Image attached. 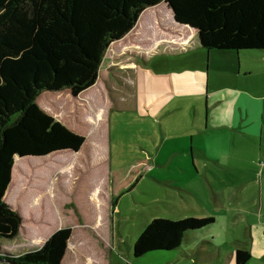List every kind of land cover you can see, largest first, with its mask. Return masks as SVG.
<instances>
[{
    "label": "rangeland",
    "instance_id": "374dc122",
    "mask_svg": "<svg viewBox=\"0 0 264 264\" xmlns=\"http://www.w3.org/2000/svg\"><path fill=\"white\" fill-rule=\"evenodd\" d=\"M174 28L171 11L164 2H160L145 10L137 24L106 51L100 68L101 75L93 86L77 95L67 89L45 90L39 95L37 103L43 110L73 131L84 135L86 141L82 150L74 155L65 153L42 157L27 156L22 159L16 157L12 179L5 196L12 207L20 212L23 221L15 237H0V247L3 245L18 250L34 245L35 242H31V238L42 237L39 243L41 247L52 235L54 228L64 226L72 227V242L91 231L96 237L97 230L100 240L101 234L106 235L103 228L108 226L109 250L105 245L101 248L98 246L97 255L90 252L88 258V255L82 252L85 250L81 241L76 250L77 255L69 260V264H102L101 259H104L103 264H222L224 254H220L221 248L217 244L248 241L249 235L247 238V234L243 232L246 226L244 223L236 224L233 218H227L226 221L220 216L222 219L215 223L216 230L219 229L225 237L220 239L222 242H215L217 248L214 247L215 251L212 252V249L208 253L211 257L208 262H203L196 254H192L188 249H192L188 247L189 243H183L172 250H154L135 256L134 242L149 221L153 218H184L182 215L189 213L186 210L191 209L183 201V192L167 186L177 185V181L168 182L167 185L159 183L152 179L151 172L144 176L140 183L137 182L130 188V185H127L123 191L116 192L117 206L112 207L113 171H124L126 166L133 164L138 166L139 171L142 169L144 174L148 172V168L140 166L144 160L151 159L145 146L147 143L153 146V141L146 133L155 134L159 125V120L157 123L156 118L148 112L150 108H155L156 103H161L160 99L155 100L153 90L149 92L146 89V86L152 85L149 74L170 78L175 75L177 80L181 79L187 86L196 72L192 66L187 65L196 59L201 61L205 58V49L190 46L192 39L187 43L175 40L172 32ZM226 53L212 50L209 57L212 75L224 73L221 70L223 68L215 69L212 66L221 64L224 56L228 55ZM257 59L253 56L243 57V60L247 61ZM127 62L131 66H124ZM178 66L185 69L180 72V69L158 70ZM137 69L139 101L136 98V88H133L129 81L132 77L135 79ZM198 71L206 72L201 67ZM230 83L233 81L230 80ZM132 93H135L134 100ZM146 96H149L151 107L145 102ZM137 101L139 108L136 109ZM92 147L95 151L97 147L104 148H99L101 151H98V154L102 155L88 157ZM106 169L110 174H107ZM212 178L222 185L217 176L213 175ZM226 190L225 199L229 201V189ZM252 195V187L241 190L239 196L243 198L242 204L250 201ZM107 196L111 199L110 204L104 201ZM240 213L238 211L237 215H232L238 216ZM99 216L103 217L104 222L102 227L98 224L97 228L95 223ZM209 238L211 239V236ZM190 241L193 242L192 239ZM225 246L222 251L226 253L235 245ZM240 246L245 247V244ZM88 248L91 249L89 246ZM9 254L13 257L19 255ZM226 254L224 262L227 264ZM1 256L3 254H0Z\"/></svg>",
    "mask_w": 264,
    "mask_h": 264
},
{
    "label": "trees",
    "instance_id": "16d2710c",
    "mask_svg": "<svg viewBox=\"0 0 264 264\" xmlns=\"http://www.w3.org/2000/svg\"><path fill=\"white\" fill-rule=\"evenodd\" d=\"M160 2L172 9L177 22L197 31L206 49H264V0H0V237H15L23 221L5 196L16 155L78 151L86 139L43 110L39 95L63 89L77 95L94 85L112 43L136 25L147 7ZM150 161L139 164L145 169ZM140 170L129 164L113 171V208L116 192L137 183L144 175ZM214 221L213 216L153 218L135 240L134 255L175 249L188 231ZM71 233V226L60 227L41 247L3 256L62 264ZM250 257L248 249L233 251L234 264H246Z\"/></svg>",
    "mask_w": 264,
    "mask_h": 264
},
{
    "label": "crops",
    "instance_id": "0c3cea01",
    "mask_svg": "<svg viewBox=\"0 0 264 264\" xmlns=\"http://www.w3.org/2000/svg\"><path fill=\"white\" fill-rule=\"evenodd\" d=\"M164 3L166 4V2ZM167 9L171 11L173 16L175 27L172 31L174 34L171 33L173 38L186 43L192 39L189 43L190 46L205 49V58L201 61L196 59L187 65L192 66L196 71L187 86L181 79L177 80L175 75L170 78V76L158 77L154 73L149 74L152 85L149 84L150 87L146 86V89L149 92L153 90L155 93L152 92V94L155 100L160 99L161 103H156L155 108H150L148 113L156 118L157 123L159 120V125H157L155 134L146 133L153 141V146L151 143H147L145 146L148 155L151 157V163L146 167L148 172L140 178L138 183L150 172L152 179L159 183L167 185L168 182L177 181V185L167 186L176 188L185 194L183 201L191 209L186 210L189 213L183 214L182 217L213 216L215 218L212 224L202 228L201 231H188L183 241V243H189L188 247H192V249H188L193 252L192 254L201 258L203 262L210 261L211 257L208 256L210 250L213 249V252L217 246H220V254H224V258L227 253V264H234L233 251L236 248H244L250 251L251 257L246 264H264V49H258L252 53L206 49L200 44L197 31L177 22L172 9L168 6ZM165 30L168 31L169 29ZM212 50L222 53L232 51L226 53L228 55L224 56L225 59L222 60L221 64L212 66L215 69L223 68L221 70L224 73L221 75L211 74L209 57ZM246 56L257 57L258 59L256 61L243 60V57ZM128 63L124 66H131ZM200 67L206 72L198 71ZM183 68L185 69L182 66L163 67L158 70L180 69L178 70L180 72ZM225 70L229 73H226ZM138 72L137 69L135 79L132 77L129 81L132 87L136 88V98L139 101ZM159 78L160 80H158ZM166 79L169 81H165ZM230 80L233 83H230ZM135 93H132V100L135 99ZM148 97H145V102L151 107L152 104ZM138 101L135 105L136 109L139 108ZM141 113L145 115L144 111ZM106 138L108 139L107 135ZM84 144L75 152L64 150L49 155L65 153L74 155L82 150ZM99 148L101 149V147ZM99 148L97 147V151H95L96 149L92 147L88 157L101 156L102 154H98ZM16 157L18 156L16 155ZM106 170L108 171V169ZM107 174L110 172L108 171ZM213 175L217 176L222 185H219L212 178ZM246 182L247 185H245ZM246 187H252L253 195L250 201L242 204L243 198L239 196V192ZM227 188L229 189L227 195L229 201H226V195H224ZM104 201L110 204L111 199L107 196ZM238 211L241 213L236 216ZM233 213L236 215L233 216ZM220 216H223L226 221L227 218L231 217L236 224L244 223L246 225L243 232L247 234V238L248 235L250 238L247 239L248 241L242 242L245 247L240 246L241 242L233 243L230 241L229 244L226 242L227 246H232V244L235 246L231 251L225 253L222 251V247H226L224 243H219L216 246L215 242H222L220 239L225 237L222 232L218 231L219 229L216 230L215 223L222 219ZM102 218V216L96 218L95 226L97 228L100 224L101 227L103 226ZM109 223H111V217ZM225 226L228 227L229 225L225 224ZM56 229L54 228L51 233ZM103 229H105L106 235L101 234L100 240L97 229H95L97 230L96 237L91 231L90 233H83L84 235L76 242H72L71 236L62 264H69V260L77 255L76 250L81 241H83L85 250L82 252H85L88 258H90V252L92 255H97L98 246L101 248L105 245V248L108 249L110 244V237L107 236L109 227L105 226ZM41 240L42 237L31 238V242H35L34 245H28L18 250L2 245L0 254L7 252L20 255L39 248ZM224 258L223 261L221 260L222 264H226ZM101 262L103 264L104 259H101ZM0 264L11 263L0 262Z\"/></svg>",
    "mask_w": 264,
    "mask_h": 264
},
{
    "label": "water",
    "instance_id": "95a60500",
    "mask_svg": "<svg viewBox=\"0 0 264 264\" xmlns=\"http://www.w3.org/2000/svg\"><path fill=\"white\" fill-rule=\"evenodd\" d=\"M198 36V39H199V35L197 34ZM200 40V39H199ZM73 152H75L76 150H71ZM18 157H20L19 155H17ZM0 262H8V263H11V264H29V263H24V262H18L10 257H6V256H1L0 257Z\"/></svg>",
    "mask_w": 264,
    "mask_h": 264
}]
</instances>
